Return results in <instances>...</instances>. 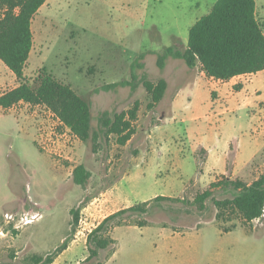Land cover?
<instances>
[{
    "label": "rangeland",
    "instance_id": "374dc122",
    "mask_svg": "<svg viewBox=\"0 0 264 264\" xmlns=\"http://www.w3.org/2000/svg\"><path fill=\"white\" fill-rule=\"evenodd\" d=\"M215 1L48 0L39 8L31 24L28 80L45 71L69 84L90 103L91 126L99 137L95 146L90 139L81 141L45 105L0 107V263L30 264V257L39 254L50 255L51 264H227V259L237 264L238 237L264 236V216L247 224L253 226L248 231L238 213L215 219L211 198H231L232 187L213 188L202 211L189 203L213 181L227 177L249 184L264 173V70L224 85L219 96L209 83L214 79L199 65L191 68L172 56L163 68L156 64L165 48L184 50L189 28ZM255 1L264 31V0ZM132 72L137 77L133 89L102 88L130 80ZM143 74L167 82L152 109ZM12 76L0 61V92L13 87ZM135 100V133L119 145L103 134L98 118L104 110L128 109ZM79 164L90 171L84 185L72 179ZM157 195L188 202L154 201ZM146 200L144 226L116 227L114 247L86 259L89 229L110 213ZM72 207L79 208L82 219L73 232ZM25 214L29 221L13 228ZM220 223L236 226L225 232Z\"/></svg>",
    "mask_w": 264,
    "mask_h": 264
},
{
    "label": "trees",
    "instance_id": "16d2710c",
    "mask_svg": "<svg viewBox=\"0 0 264 264\" xmlns=\"http://www.w3.org/2000/svg\"><path fill=\"white\" fill-rule=\"evenodd\" d=\"M46 0H0V61L13 73L18 84L0 94V107L3 109L25 102L32 105H45L67 126L71 133L81 141L91 140L97 143L99 132L91 126L90 103L52 74L42 71L30 81L23 75V69L33 44L31 30L32 20ZM168 56L182 59L188 67L200 66L206 76L227 81L235 76L255 74L264 70V32L256 17L255 0H216L211 9L198 18L189 28L186 47L183 51L167 47L157 56L156 64L164 67ZM143 68V63H135ZM136 74L131 73L130 80L107 83L102 86L108 90L116 86L135 87ZM142 86L149 95L147 108L152 109L163 97L167 82L160 78L153 82L143 74ZM235 88L240 90L241 85ZM139 101L135 100L131 107L120 112H101L98 121L100 130L107 136H114L115 142L125 145L135 133L134 121L137 119ZM94 148V147H93ZM95 149V148H94ZM90 177L84 165L79 164L72 170L73 182L84 185ZM232 187L235 192L231 198L213 199V188ZM211 198L217 208L215 219L222 220L225 212L238 213L242 223H250L262 215L264 208V173L251 183L229 178L213 181L209 187L197 192L189 202L200 211L206 207V200ZM154 201H185L184 198L157 195ZM150 201L120 208L104 217L86 236L88 256H98L100 249L114 247V239L110 232L116 226L134 223L144 226L143 218ZM79 208H70L71 231L79 220ZM138 219H135L134 217ZM134 218V219H133ZM223 231L227 227L220 223ZM64 244V241L63 243ZM65 247H63L64 249ZM50 255L34 254L30 264H51ZM5 264V263H0Z\"/></svg>",
    "mask_w": 264,
    "mask_h": 264
},
{
    "label": "crops",
    "instance_id": "0c3cea01",
    "mask_svg": "<svg viewBox=\"0 0 264 264\" xmlns=\"http://www.w3.org/2000/svg\"><path fill=\"white\" fill-rule=\"evenodd\" d=\"M45 5L46 4H49L48 3V0H46L45 1V3H44ZM31 30H32V27H31ZM264 32V31H263ZM32 35H33V32H32ZM33 47H34V38H33V44H32V48H31V51H30V53H29V57H28V59H27V62H26V64H25V67H24V69H23V75L25 76V78H27V79H29L30 78V75L25 71V69H26V66L28 65V63H29V60H30V58H31V54H32V51H33ZM12 73V72H11ZM204 72L202 71V74H203ZM13 74V73H12ZM205 74V73H204ZM257 73H255V74H245V75H239V76H235V77H233V78H231V79H229V80H227V81H221V80H217V79H214V81L212 82V81H210L209 82V80H211V79H213V78H211V77H209L210 79L209 80H207V82H209L210 84H211V88L212 89H214V90H216L217 92H218V95L220 96L221 94H222V91H223V86L224 85H227L228 87L230 86H232L233 84H234V80H236V79H239V78H241V77H244V76H246V77H252V76H255ZM11 84H14L13 85V87H15L17 84H18V81L16 80V78H15V76L13 75L12 76V81H11ZM218 84H221V85H218ZM3 86H0V89L2 88ZM12 87V88H13ZM245 87V82L243 81V85H242V88H244ZM2 92H0V94H1ZM204 148V147H203ZM205 149V148H204ZM206 150V152L208 153V150L207 149H205ZM103 195V194H102ZM99 198H97V197H95L94 198V200H98ZM99 201H100V199H99ZM90 203H92V202H90ZM85 210H87V209H89V207H86V208H84ZM104 217V216H103ZM101 221V220H100ZM100 221H98L93 227H95ZM254 221H257V220H253V221H251L252 223L254 222ZM247 224H249V223H243V224H240V225H242V226H244L245 227V229H246V231H248V230H250V229H252V227L251 228H249V227H247L246 225ZM260 224H262V221L259 223V225ZM262 225H264V223L262 224ZM236 226V225H235ZM234 226V227H235ZM116 227H118V226H116ZM116 227H114L113 229H112V231L116 228ZM233 227V228H234ZM92 229V228H91ZM91 229H89V230H91ZM232 229V228H231ZM230 229V230H231ZM88 230V231H89ZM230 230H228V231H230ZM111 231V232H112ZM228 231H225V232H228ZM111 232H110V236H111ZM79 233L80 232H76V234L74 235V237L77 239L78 238V235H79ZM76 239H74L73 241H75ZM86 241V235H85V238H84V242ZM236 242H239V243H242V245H239L238 247H240L241 249H237L236 250V252H235V254H234V256H235V258H236V260L238 261L239 260V263H237V264H264V236H262V235H255V234H252V233H245V234H243V235H241V236H239L238 237V239L236 240ZM255 242H257L259 245H257V247L255 248V246H254V244L253 243H255ZM68 247L69 246H67V248H65V249H63L62 250V253H65L66 252V250L68 249ZM61 253V254H62ZM230 258V257H229ZM229 261H230V259H227V264L229 263Z\"/></svg>",
    "mask_w": 264,
    "mask_h": 264
},
{
    "label": "built area",
    "instance_id": "2783aa9c",
    "mask_svg": "<svg viewBox=\"0 0 264 264\" xmlns=\"http://www.w3.org/2000/svg\"><path fill=\"white\" fill-rule=\"evenodd\" d=\"M61 122V121H60ZM61 124H63L62 122H61ZM64 125V124H63ZM65 126V125H64ZM65 129L67 130V131H69L70 133H71V131H70V129L67 127V126H65ZM262 217L264 216V208H263V212H262V215H261ZM260 216V217H261ZM6 217H7V219H12V217H11V215H6ZM259 217V218H260ZM32 218H36V216H32ZM259 218H256V220H257V222H258V220H259ZM29 221V219H28V217H27V215L25 214V215H22L21 217H20V219L18 220V222L16 221L14 224H13V228H19L21 225V223H27ZM79 221L80 222H82V219L80 218L79 219ZM91 230H89V231H87V233H86V235L90 232ZM78 232H81V231H78ZM1 233V232H0Z\"/></svg>",
    "mask_w": 264,
    "mask_h": 264
}]
</instances>
